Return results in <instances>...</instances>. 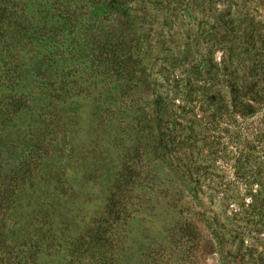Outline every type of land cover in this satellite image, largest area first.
Masks as SVG:
<instances>
[{"label": "rangeland", "instance_id": "1", "mask_svg": "<svg viewBox=\"0 0 264 264\" xmlns=\"http://www.w3.org/2000/svg\"><path fill=\"white\" fill-rule=\"evenodd\" d=\"M15 1L94 89L65 193L0 209V264H264V0Z\"/></svg>", "mask_w": 264, "mask_h": 264}, {"label": "trees", "instance_id": "2", "mask_svg": "<svg viewBox=\"0 0 264 264\" xmlns=\"http://www.w3.org/2000/svg\"><path fill=\"white\" fill-rule=\"evenodd\" d=\"M31 8L26 1L0 0V209L13 204L14 197L18 204L31 199L36 203L38 194L48 211L66 191L55 176L56 150L66 144L76 149L78 141L67 135L81 123L80 93L94 87L75 69L81 52L70 48L65 52L55 43L47 46L44 40L53 44L54 37L45 28V18ZM97 34L102 36L97 37L101 47L92 52L105 51L107 45L109 52L113 45L106 41L112 30L99 28ZM40 44L46 49L36 48ZM150 104L154 120H160L161 96L154 95ZM88 127L97 134L100 121L89 120ZM87 140L96 142L92 136ZM49 145H53L52 154L46 150Z\"/></svg>", "mask_w": 264, "mask_h": 264}]
</instances>
